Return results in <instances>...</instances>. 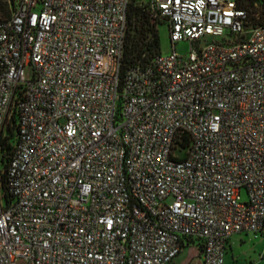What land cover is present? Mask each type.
I'll return each instance as SVG.
<instances>
[{
	"label": "built area",
	"instance_id": "2783aa9c",
	"mask_svg": "<svg viewBox=\"0 0 264 264\" xmlns=\"http://www.w3.org/2000/svg\"><path fill=\"white\" fill-rule=\"evenodd\" d=\"M1 1L0 264H173L186 247L225 264L233 237L264 234L258 13L137 0L173 53L125 69L133 0Z\"/></svg>",
	"mask_w": 264,
	"mask_h": 264
},
{
	"label": "rangeland",
	"instance_id": "374dc122",
	"mask_svg": "<svg viewBox=\"0 0 264 264\" xmlns=\"http://www.w3.org/2000/svg\"><path fill=\"white\" fill-rule=\"evenodd\" d=\"M249 11L257 12L260 21L264 23V18L261 17L264 7L261 2H256L255 5L249 6ZM7 10V9H6ZM0 14L6 15V13L0 12ZM259 21V23H260ZM158 38H159V50L163 56H169L173 53V48L170 43L169 29L165 24L158 25ZM190 46L188 42H181L176 45L175 50L179 55H187ZM24 76L26 80H32L34 71L32 66H26L24 68ZM246 236V235H243ZM264 234L262 235H248L245 239V243L239 240L238 237H234L230 241V252L226 258L225 264H264V261L258 262V255L264 252ZM234 259H239L234 263ZM16 264H27L23 258H18ZM173 264H203V260L195 247H186L181 254L174 260Z\"/></svg>",
	"mask_w": 264,
	"mask_h": 264
},
{
	"label": "trees",
	"instance_id": "16d2710c",
	"mask_svg": "<svg viewBox=\"0 0 264 264\" xmlns=\"http://www.w3.org/2000/svg\"><path fill=\"white\" fill-rule=\"evenodd\" d=\"M261 2L264 7V0H242L240 7L249 11V6ZM6 5L0 0V12H7ZM250 14L257 12H250ZM264 18V10L261 15ZM260 21V18H259ZM260 23H262L260 21ZM128 35L124 55V68L137 64H147L156 55L160 54L157 24H154L147 17L137 0H133L128 11Z\"/></svg>",
	"mask_w": 264,
	"mask_h": 264
},
{
	"label": "crops",
	"instance_id": "0c3cea01",
	"mask_svg": "<svg viewBox=\"0 0 264 264\" xmlns=\"http://www.w3.org/2000/svg\"><path fill=\"white\" fill-rule=\"evenodd\" d=\"M235 237H238L239 238V240L241 241V243H242V241L245 243V239L248 237V235H246V236H235ZM234 238V237H233ZM261 238H263V240H264V237H261ZM229 252H230V246H229V251H228V254H229ZM228 254H227V256H228ZM227 258V257H226ZM239 261V259H234V263H236V262H238ZM262 262V261H264V252H262V253H260L259 255H258V262Z\"/></svg>",
	"mask_w": 264,
	"mask_h": 264
}]
</instances>
